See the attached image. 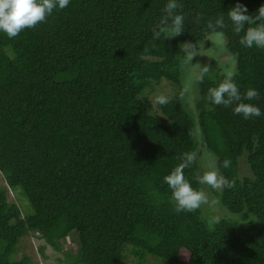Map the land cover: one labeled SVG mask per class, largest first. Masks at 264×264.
I'll use <instances>...</instances> for the list:
<instances>
[{
	"label": "trees",
	"instance_id": "1",
	"mask_svg": "<svg viewBox=\"0 0 264 264\" xmlns=\"http://www.w3.org/2000/svg\"><path fill=\"white\" fill-rule=\"evenodd\" d=\"M236 2L182 0L185 31L169 39L152 37L167 0H71L16 38L0 34V171L33 208L0 187V264H30L17 254L32 234L59 251L75 235L71 264H264V116L207 99L231 78L256 88L250 103L264 111V49L241 46L226 20V59L212 52L206 23ZM240 2L249 14L264 4ZM184 42L200 44L191 63ZM165 81L177 91L155 107ZM184 153L212 212L174 210L163 177ZM213 168L235 187L199 184Z\"/></svg>",
	"mask_w": 264,
	"mask_h": 264
},
{
	"label": "clouds",
	"instance_id": "2",
	"mask_svg": "<svg viewBox=\"0 0 264 264\" xmlns=\"http://www.w3.org/2000/svg\"><path fill=\"white\" fill-rule=\"evenodd\" d=\"M71 0H0V34L9 39L16 38L25 29L34 28L38 24L47 22L49 17L58 10L66 9ZM182 0H167L158 23L152 29L154 40L174 38L185 31V14L182 11ZM203 14L198 15L201 19ZM230 22L233 32L240 36L239 43L247 49H264V4L254 14H249L246 4L237 0L234 6L229 7L227 13L220 12L217 17L209 19L206 23L207 29L216 41L224 38V29ZM243 33V35H241ZM182 55L188 62L200 54L198 42H184L180 44ZM208 67H203L200 75L202 81L208 72ZM259 96L256 88L249 87L243 93L239 86L231 78H226L215 87L208 89L207 99L214 105L231 107L235 115H242L244 119L264 116V111L254 103H250ZM156 103L166 105L168 98L159 94ZM195 153H184L179 157L180 162L163 177V183L171 189V202L174 204L176 213L192 212L208 203V196L203 190L192 186L185 174V169L191 168L196 162ZM223 168L231 166L230 159H224ZM199 184L208 185L213 189L223 187L234 188L235 180H229L221 175L218 169L205 170L198 178Z\"/></svg>",
	"mask_w": 264,
	"mask_h": 264
},
{
	"label": "rangeland",
	"instance_id": "3",
	"mask_svg": "<svg viewBox=\"0 0 264 264\" xmlns=\"http://www.w3.org/2000/svg\"><path fill=\"white\" fill-rule=\"evenodd\" d=\"M213 47H216L215 49H211L213 54L215 52L218 53V57L221 60H225L226 57V50L223 48L220 49V45L216 46V44L220 43L222 44L221 41H216L215 38H213ZM206 55V54H205ZM200 62H204L203 58L201 57V60H196ZM201 64H199L200 66ZM177 89L174 87L172 84L168 83L167 81L161 83L155 92L151 93L150 99L155 104V107H157L156 104V98L159 94H163L166 97H172L176 93ZM208 164V163H207ZM210 166V164H208ZM0 187H6L9 190V198L10 201L15 202L20 204L21 206H24L25 208L23 211L26 214H32L33 208L27 201V199H24L20 193L13 191L11 188L7 186V182L5 180V177L3 176L2 172L0 171ZM208 191V189H207ZM205 192V191H204ZM213 201L216 199L215 196L212 197ZM211 202L208 201V203L205 204V212H212L209 211L207 208L209 207V204ZM212 204V203H211ZM210 204V205H211ZM214 209V208H213ZM215 210V209H214ZM76 245H78V241L76 236H71L70 238H67L66 240L63 241V251L56 250L55 248L51 247L50 245H47L44 239L38 238L35 234L26 236L20 243L19 247V252L17 254V258H22L25 254H28L32 260L30 261V264H71L67 261L65 257V252L71 250L72 248H75ZM152 257V256H150ZM155 259V258H153ZM157 260V259H156ZM158 261L162 263H158L157 261L150 262L148 264H170V263H165L162 260L158 259ZM126 264H138L135 259H131V261H128Z\"/></svg>",
	"mask_w": 264,
	"mask_h": 264
}]
</instances>
